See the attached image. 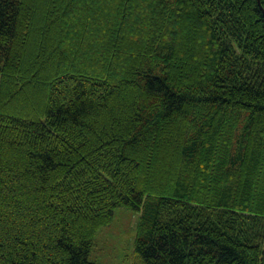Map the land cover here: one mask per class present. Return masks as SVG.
<instances>
[{
  "label": "trees",
  "instance_id": "1",
  "mask_svg": "<svg viewBox=\"0 0 264 264\" xmlns=\"http://www.w3.org/2000/svg\"><path fill=\"white\" fill-rule=\"evenodd\" d=\"M263 9L0 0V264H264Z\"/></svg>",
  "mask_w": 264,
  "mask_h": 264
},
{
  "label": "rangeland",
  "instance_id": "2",
  "mask_svg": "<svg viewBox=\"0 0 264 264\" xmlns=\"http://www.w3.org/2000/svg\"><path fill=\"white\" fill-rule=\"evenodd\" d=\"M139 217V213L130 209H116L113 222L100 231L103 246L99 249L101 256H97L99 261H103V264L133 263L134 243L131 246L128 242L133 235L131 229L136 227ZM95 255L93 253V256Z\"/></svg>",
  "mask_w": 264,
  "mask_h": 264
},
{
  "label": "water",
  "instance_id": "3",
  "mask_svg": "<svg viewBox=\"0 0 264 264\" xmlns=\"http://www.w3.org/2000/svg\"><path fill=\"white\" fill-rule=\"evenodd\" d=\"M259 1V3H260V0H258ZM263 11H264V9H263Z\"/></svg>",
  "mask_w": 264,
  "mask_h": 264
}]
</instances>
